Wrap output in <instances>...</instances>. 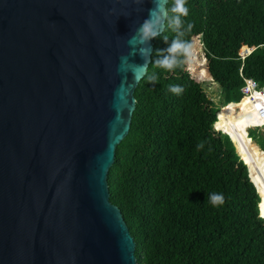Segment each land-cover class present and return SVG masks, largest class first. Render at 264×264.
<instances>
[{"label": "water", "instance_id": "1", "mask_svg": "<svg viewBox=\"0 0 264 264\" xmlns=\"http://www.w3.org/2000/svg\"><path fill=\"white\" fill-rule=\"evenodd\" d=\"M152 6L0 0V264H139L108 178L155 47L128 41Z\"/></svg>", "mask_w": 264, "mask_h": 264}, {"label": "trees", "instance_id": "2", "mask_svg": "<svg viewBox=\"0 0 264 264\" xmlns=\"http://www.w3.org/2000/svg\"><path fill=\"white\" fill-rule=\"evenodd\" d=\"M187 7L185 39L195 56L167 71L153 62L176 34L167 28L155 39L130 132L109 172L110 199L135 237L139 264H264V160L253 141L245 139L237 153L214 128L218 107L243 101L245 77L264 86V0H187ZM242 48L253 51L243 59ZM252 102L257 111L247 102L246 118L264 122V94ZM235 121L230 107L215 126L222 131ZM211 192L223 193L225 203L213 207Z\"/></svg>", "mask_w": 264, "mask_h": 264}, {"label": "clouds", "instance_id": "3", "mask_svg": "<svg viewBox=\"0 0 264 264\" xmlns=\"http://www.w3.org/2000/svg\"><path fill=\"white\" fill-rule=\"evenodd\" d=\"M151 3L153 6L152 8L147 10L148 16L143 20L140 26L135 29L128 42L130 45L134 43V46L140 47L142 52H151V40L160 37L167 28H171L172 31L176 34L175 37L171 40L170 43H168L167 36L164 37V41L168 43V47L166 49L159 50L161 55L153 63L156 66L161 67L167 71H173L174 69L184 65L186 62H190L195 56V48L193 43L190 40L185 39L187 32L191 31L192 24H188L185 28L184 21L182 20V17H186L189 14L187 0H172V6L170 10L167 7L168 0H151ZM169 12L171 13V15L169 14ZM248 49V53L241 54L243 59L253 51L252 48ZM135 67L139 70H143L145 68V65L140 64L136 65ZM157 79L158 78L155 74L148 76L149 83L154 84L157 82ZM251 79L255 81L257 87L253 90H247L246 88L248 80ZM168 87L169 90L175 94H180L183 91L180 85H169ZM241 91L244 94V98L243 101L236 102L238 104L248 100H252L255 94H264V86L260 87L256 80L252 77H245V84L241 88ZM220 108L222 107H219L218 110ZM257 116L259 117V115ZM214 128L216 131L229 136L228 133L217 130L215 123ZM249 131L248 135L250 137H253L254 134ZM203 147V142L197 145L198 150L202 149ZM207 202H209L213 207H220L225 203V196L220 192H211L207 194Z\"/></svg>", "mask_w": 264, "mask_h": 264}, {"label": "rangeland", "instance_id": "4", "mask_svg": "<svg viewBox=\"0 0 264 264\" xmlns=\"http://www.w3.org/2000/svg\"><path fill=\"white\" fill-rule=\"evenodd\" d=\"M243 48L241 49V54H245V52H247V51L243 52L244 51ZM193 65H195L194 62H193ZM193 70H192V72H193ZM210 85L208 86L207 93L211 92V90H212ZM212 85H215L217 88L216 84H212ZM238 98L240 100H242L244 97L241 96ZM247 102L249 104L251 103L252 109L254 111H257L253 105L252 100H250V101L248 100V101L242 102L240 104H238L236 102H230L228 105H226V106H224L218 110L217 121L219 120V114L222 110H225V109L230 108V107H234L235 115H236V121L234 122V124L231 127L227 128V129H222V131L225 133H228L232 137L237 153H238L239 144L243 143L244 140L247 139V140L253 141L254 144H256L255 146L257 147L259 153L262 155L261 159L264 160V150L261 149L262 141H264V123H262L261 117H258L257 115L255 116V122L254 123L246 118L244 111H245V108L247 106ZM217 121L215 122V124H217ZM248 131L252 132L256 136L255 140L253 137H250L248 135Z\"/></svg>", "mask_w": 264, "mask_h": 264}, {"label": "built area", "instance_id": "5", "mask_svg": "<svg viewBox=\"0 0 264 264\" xmlns=\"http://www.w3.org/2000/svg\"><path fill=\"white\" fill-rule=\"evenodd\" d=\"M257 87V84L255 83L254 80H248V84H247V90H253L254 88Z\"/></svg>", "mask_w": 264, "mask_h": 264}]
</instances>
